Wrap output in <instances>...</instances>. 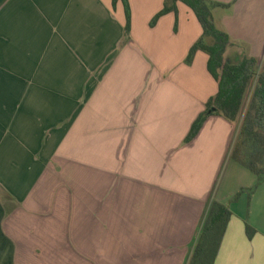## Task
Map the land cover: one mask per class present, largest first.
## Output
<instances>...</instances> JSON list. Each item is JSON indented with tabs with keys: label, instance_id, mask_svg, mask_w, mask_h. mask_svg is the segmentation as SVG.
<instances>
[{
	"label": "crops",
	"instance_id": "1",
	"mask_svg": "<svg viewBox=\"0 0 264 264\" xmlns=\"http://www.w3.org/2000/svg\"><path fill=\"white\" fill-rule=\"evenodd\" d=\"M164 1L128 0L124 42L120 0H0V264H186L211 200L232 213L214 264H264L262 182L234 202L255 175L221 180L235 124L184 142L218 84L205 52L184 62L187 5L150 25ZM213 1L225 58L261 61L264 0Z\"/></svg>",
	"mask_w": 264,
	"mask_h": 264
},
{
	"label": "trees",
	"instance_id": "2",
	"mask_svg": "<svg viewBox=\"0 0 264 264\" xmlns=\"http://www.w3.org/2000/svg\"><path fill=\"white\" fill-rule=\"evenodd\" d=\"M117 1L112 0L113 6ZM120 1L125 11V42L129 40L130 8L128 0ZM177 2L184 3L194 12L202 28L201 36L189 48L184 62L189 65L197 51L205 52L208 55V71L218 84L217 92L206 101L204 110L193 121L184 142L197 135L210 115H219L235 124L236 134L229 157L253 173L256 183L251 188L241 189L232 199H237L241 192L251 195L256 186L264 181V63L261 64L254 56H244L237 62L225 58L226 50L233 43L226 32L217 28L213 10L230 4L213 0H165L150 25L153 26L169 12L177 15ZM231 214L226 204L210 201L186 264H214ZM245 232L248 238L255 234L247 223Z\"/></svg>",
	"mask_w": 264,
	"mask_h": 264
},
{
	"label": "rangeland",
	"instance_id": "3",
	"mask_svg": "<svg viewBox=\"0 0 264 264\" xmlns=\"http://www.w3.org/2000/svg\"><path fill=\"white\" fill-rule=\"evenodd\" d=\"M243 51H242V49H239V51L237 50H235L234 51V55H233V57L232 58H230V61H233V62H237V61H239L240 59H242L243 58V56H242V53ZM241 54V55H240ZM261 62V64H263L264 63V58L260 61ZM234 163H236L235 161H233L230 157H228V159L226 160V163H225V165H224V167H223V170H222V174H221V180L222 179H225V178H227L229 175H230V173L232 174V175H230L231 176V179L233 180L234 179V181H242V182H244L245 180V178L244 177H242L241 176V174L240 173H238V172H235L233 169H232V165L234 164ZM241 166V165H240ZM244 168V167H243ZM244 170V172H246V174H249V175H251V174H253V173H251L248 169H246V168H244L243 169ZM258 195H257V197L255 198V200H256V202L258 203V205H257V207H258V210L260 211V213L262 214V213H264V181L261 183V187H260V189H259V191H258V193H257ZM248 197H249V194L247 193V192H245L244 194H242V197H241V201H249V199H248ZM233 201L235 202L236 201V199H233ZM233 202V203H234ZM259 219H258V221H259V223H261V217H258ZM263 220V219H262ZM259 225H262V227H264V224H259Z\"/></svg>",
	"mask_w": 264,
	"mask_h": 264
}]
</instances>
